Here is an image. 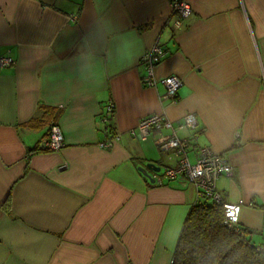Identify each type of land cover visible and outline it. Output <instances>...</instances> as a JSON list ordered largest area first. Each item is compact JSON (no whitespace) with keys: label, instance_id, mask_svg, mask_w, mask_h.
<instances>
[{"label":"crops","instance_id":"1","mask_svg":"<svg viewBox=\"0 0 264 264\" xmlns=\"http://www.w3.org/2000/svg\"><path fill=\"white\" fill-rule=\"evenodd\" d=\"M185 1L177 28L170 0H0V57L14 61L0 66V264H171L198 193L150 181L177 162L158 132L129 134L155 113L195 114L177 131L188 156L227 157L216 192L245 201L239 225L264 242V0ZM155 43L167 51L155 78L182 80L175 103L141 82ZM54 121L64 145L49 151Z\"/></svg>","mask_w":264,"mask_h":264},{"label":"built area","instance_id":"2","mask_svg":"<svg viewBox=\"0 0 264 264\" xmlns=\"http://www.w3.org/2000/svg\"><path fill=\"white\" fill-rule=\"evenodd\" d=\"M171 6V23L181 28L183 26V20L190 14V5L185 0H170ZM166 49L158 43L152 45L141 57L142 76L141 82L147 86H156V83H161L164 86L165 92L161 96L164 100L170 102H177L178 88L182 85V80L176 75H166L162 78H155L153 68L155 64L165 56ZM14 61L9 56L0 57V66H7L13 64ZM106 116H111L114 113V105L109 102L105 108ZM107 118H105L106 120ZM137 126L129 131L130 135H133L141 140L146 139L152 132H158L156 137V143L162 150H172V153L177 157V162L170 168H164L162 175L154 176L153 180L156 183H161L162 178H185L196 186L198 198H209L210 200L222 205L223 216L225 224L230 228H235L236 231H240L239 225V213L244 206L245 201L239 199L237 201L227 202L221 199L220 194L216 192V182L220 175H231L233 167L229 163L227 157L221 153H216L210 146H199L195 148L194 161H191L189 149L191 145V139L188 137H179L177 131L181 128H195L198 121L195 114L187 113L180 118V120L172 121L164 114L155 113L143 116L137 122ZM165 130V132L163 131ZM120 135L114 134V140ZM60 126L57 123L49 125L47 137L43 138V147L49 151H57L64 145V138ZM237 134L235 143H238ZM112 140L108 141L105 145L110 146ZM252 205V203H249Z\"/></svg>","mask_w":264,"mask_h":264},{"label":"trees","instance_id":"3","mask_svg":"<svg viewBox=\"0 0 264 264\" xmlns=\"http://www.w3.org/2000/svg\"><path fill=\"white\" fill-rule=\"evenodd\" d=\"M107 127L113 128L110 119ZM250 232L228 227L222 205L199 197L185 216L171 264H264V242Z\"/></svg>","mask_w":264,"mask_h":264},{"label":"water","instance_id":"4","mask_svg":"<svg viewBox=\"0 0 264 264\" xmlns=\"http://www.w3.org/2000/svg\"><path fill=\"white\" fill-rule=\"evenodd\" d=\"M146 167L151 169V170H155V171L159 170V166H155V164L152 162L147 163ZM139 169H140V171L144 172L145 175H147V176L149 175L148 173H146V171L143 168H139ZM149 179H150V181H153L152 177H149Z\"/></svg>","mask_w":264,"mask_h":264}]
</instances>
